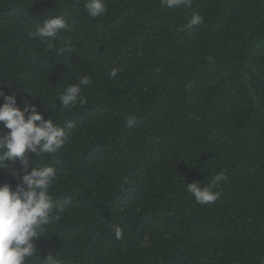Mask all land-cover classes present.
Wrapping results in <instances>:
<instances>
[{"label":"trees","instance_id":"trees-1","mask_svg":"<svg viewBox=\"0 0 264 264\" xmlns=\"http://www.w3.org/2000/svg\"><path fill=\"white\" fill-rule=\"evenodd\" d=\"M84 3L0 0V88L69 134L57 154H30L55 167L65 211L28 264L49 252L60 264H264V0H105L97 18ZM194 12L203 23L189 28ZM49 13L69 24L51 50L29 35ZM82 75L87 102L63 110ZM219 172L214 203L186 191ZM4 183L19 182L0 168Z\"/></svg>","mask_w":264,"mask_h":264},{"label":"clouds","instance_id":"clouds-1","mask_svg":"<svg viewBox=\"0 0 264 264\" xmlns=\"http://www.w3.org/2000/svg\"><path fill=\"white\" fill-rule=\"evenodd\" d=\"M161 5L170 9L191 7V0H161ZM84 8L92 18L102 17L107 12L105 0H85ZM202 23V16L194 12L187 26L191 28ZM62 29L69 30L66 16L49 13L29 35L39 38L51 50ZM64 43L71 52L72 41L68 39ZM118 73L119 69L113 68L109 77L116 79ZM90 84L92 80L88 75H82L78 82L68 84L59 95L61 108L68 110L77 105L83 106L87 101L82 96V88ZM8 87L12 88L9 84ZM0 97L3 98L0 122L9 130L0 134V168L6 169L19 182L15 190L10 183L0 184V264H28L29 258L35 257L38 252L36 241L42 234L46 235L48 227L59 221L65 211V204L55 203L50 194L57 175L55 167L38 165L30 154L36 157L57 154L68 141L69 134L53 118L44 119L37 105L30 101L25 100L23 108L17 106L16 91L8 94L0 88ZM125 123L129 128L134 127L135 116H126ZM74 127L71 121L66 125L69 130ZM17 162L19 168L16 167ZM226 179L227 176L219 172L212 175L210 183L205 186L199 182H187L186 191L197 203L212 204L220 197L219 189ZM112 231L115 239H123L121 226H114ZM39 264L60 262L53 252H49Z\"/></svg>","mask_w":264,"mask_h":264}]
</instances>
